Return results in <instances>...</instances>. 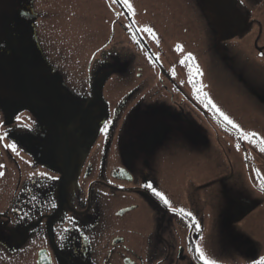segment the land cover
Wrapping results in <instances>:
<instances>
[{
    "label": "flooded vegetation",
    "instance_id": "obj_1",
    "mask_svg": "<svg viewBox=\"0 0 264 264\" xmlns=\"http://www.w3.org/2000/svg\"><path fill=\"white\" fill-rule=\"evenodd\" d=\"M40 1L0 0V264H202L197 244L217 264L264 257V153L196 98L179 63L191 53L202 72L204 54L239 73L232 43L264 25V0H172L207 31L200 46L158 32V43L141 32L137 43L128 16L93 52L94 70L51 48ZM248 87L253 114L203 91L264 137L244 123L264 120V90Z\"/></svg>",
    "mask_w": 264,
    "mask_h": 264
},
{
    "label": "rangeland",
    "instance_id": "obj_2",
    "mask_svg": "<svg viewBox=\"0 0 264 264\" xmlns=\"http://www.w3.org/2000/svg\"><path fill=\"white\" fill-rule=\"evenodd\" d=\"M110 1L114 8L107 0H41V9L45 13L41 31L51 48L62 50L77 66L94 70L96 63L90 59L93 52L112 34L119 38L117 35L124 33L123 26L127 24L125 19L128 16L136 22V28L148 26L158 33L192 35L193 39L199 41L198 46L207 33L206 30L201 31L197 24L190 25L192 9L185 10L182 5L178 7L172 0H130L134 16L121 3ZM117 7L122 10L119 11ZM241 11L245 12L243 9ZM259 14L264 19V7ZM257 33H260L261 40L255 37ZM232 44L238 50L235 64L238 63L239 73L229 69L219 59L203 54L202 73H206L196 79L204 86L209 85L214 101H225L236 110L244 108L245 113L249 110V114H253L256 110L250 107H254L258 100L250 92L248 84L264 90V25L258 29L253 27L240 43ZM211 51L214 56V49ZM254 122L245 119L244 123L254 127L264 126V120H259V117Z\"/></svg>",
    "mask_w": 264,
    "mask_h": 264
},
{
    "label": "snow or ice",
    "instance_id": "obj_3",
    "mask_svg": "<svg viewBox=\"0 0 264 264\" xmlns=\"http://www.w3.org/2000/svg\"><path fill=\"white\" fill-rule=\"evenodd\" d=\"M242 2L243 0H241V3ZM113 3H121L127 9L130 15L132 16L135 15V11H134L132 4L130 3V0H113ZM128 27L134 28L135 21L133 20L128 25ZM137 32L145 33L149 35L153 40H156L157 43L159 42L156 36V33L152 27L144 26L141 28H136L135 31H133L132 39L136 41L137 43H140V41L137 39V35H136ZM177 50L183 53L182 47L178 46ZM157 59H159V57H157ZM179 63L181 65L186 66L188 69V82L192 84V87L196 93V98L200 100L202 103H204L206 107H210L213 110V112L219 118H221L225 124L229 125L232 129H234L237 132L240 140L247 141L249 144L255 145L256 147H258L261 153H264V137H261L258 133L254 131L250 132V131L243 130L239 124H237L235 121L230 119L228 115H226L223 111H221V109L217 107L216 104L213 103L211 98L208 97V94L203 91L204 85L199 80L196 79V77L202 76L203 73L201 72L199 65L195 62V57L191 53H187L186 55H184L183 59L179 61ZM172 71L173 73H175V69H173ZM24 127H28V125L26 124L24 125ZM108 127H109L108 123H105L102 131L107 133ZM4 139H5V135H0V140H4ZM5 147L9 148L12 152H17V145L15 143L5 144ZM239 148H240V145H237V150H239ZM0 175H3V173L0 172ZM34 175L36 174L34 173ZM38 175L45 176L48 180H59L60 179L59 176L49 175L47 173H39ZM256 175L257 176L260 175V172L258 170L256 171ZM146 188L150 189L152 193L156 197H158L164 203V205L169 207L173 212L177 213L178 215L182 217L184 216L190 217L193 221L192 226L195 228V230L196 231L200 230V226L198 223H196L195 217L192 215L191 212H186L183 208H179V209L173 208L168 197L164 193L157 191L151 184L146 185ZM260 189L262 192H264V179H262L260 182ZM49 204H50L51 209H55L57 207V204L54 200L49 201ZM67 219L69 222H74L73 217H67ZM67 230L68 229H65V231ZM190 250L195 251L196 259L201 261L202 264H217L216 260L211 259L205 253V250L199 244L195 245L194 249H190ZM254 264H264V257H261L259 260L255 261Z\"/></svg>",
    "mask_w": 264,
    "mask_h": 264
}]
</instances>
